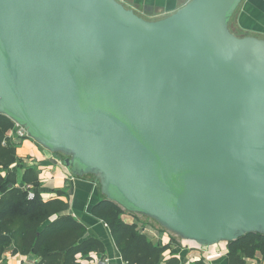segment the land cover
I'll list each match as a JSON object with an SVG mask.
<instances>
[{
	"label": "water",
	"instance_id": "obj_1",
	"mask_svg": "<svg viewBox=\"0 0 264 264\" xmlns=\"http://www.w3.org/2000/svg\"><path fill=\"white\" fill-rule=\"evenodd\" d=\"M241 1L148 20L117 0H0V115L183 240L264 236V38L230 30Z\"/></svg>",
	"mask_w": 264,
	"mask_h": 264
},
{
	"label": "crops",
	"instance_id": "obj_2",
	"mask_svg": "<svg viewBox=\"0 0 264 264\" xmlns=\"http://www.w3.org/2000/svg\"><path fill=\"white\" fill-rule=\"evenodd\" d=\"M139 16L155 20L165 17L181 8L189 0H117ZM237 15V25L247 30L249 35L264 38V0H242L233 14ZM233 16V17H234ZM232 19V18H231ZM252 33V34H251ZM10 131L7 133V136ZM15 162L10 171L17 173L20 181L26 168L33 169L38 185H27L46 201L57 198L68 204L71 216L86 229L83 239L93 238L100 245L97 250L76 255L81 264H128L123 260L108 226L93 214V208L104 200L95 179L85 175L76 177L69 173L58 154L51 153L32 139L24 137L15 147ZM121 220L135 224L139 232L147 237L153 246L162 248L160 264L177 259L179 264H229L228 243L204 247L183 240L162 228L154 220L140 214L123 211ZM13 245L0 251V264H36L39 258L32 254L13 252ZM244 264H264V252L256 250L252 257H246Z\"/></svg>",
	"mask_w": 264,
	"mask_h": 264
},
{
	"label": "trees",
	"instance_id": "obj_3",
	"mask_svg": "<svg viewBox=\"0 0 264 264\" xmlns=\"http://www.w3.org/2000/svg\"><path fill=\"white\" fill-rule=\"evenodd\" d=\"M14 127V122L0 115V251L13 245L15 253L36 255V264H81L76 255L97 250L100 243L93 238L83 239L86 229L67 212V202L57 198L44 201L34 190V197L28 198L26 186L33 189L38 178L33 169L26 168L19 181L17 173L9 170L16 160L15 147L22 139L15 142L7 136ZM123 211L106 199L93 208V214L110 229L124 261L160 264L162 248L153 246L135 224L124 223L120 218ZM256 250L264 252V236L257 233L228 242L229 264H244ZM167 264L179 261L173 258Z\"/></svg>",
	"mask_w": 264,
	"mask_h": 264
},
{
	"label": "built area",
	"instance_id": "obj_4",
	"mask_svg": "<svg viewBox=\"0 0 264 264\" xmlns=\"http://www.w3.org/2000/svg\"><path fill=\"white\" fill-rule=\"evenodd\" d=\"M9 138H12L15 142L19 141L21 138L26 137L25 129L17 124H15L14 129L10 132L8 135ZM2 145H5V141H2ZM27 195L28 198L31 199L34 197L33 191H31L29 188H27Z\"/></svg>",
	"mask_w": 264,
	"mask_h": 264
},
{
	"label": "rangeland",
	"instance_id": "obj_5",
	"mask_svg": "<svg viewBox=\"0 0 264 264\" xmlns=\"http://www.w3.org/2000/svg\"><path fill=\"white\" fill-rule=\"evenodd\" d=\"M234 16V15H233ZM229 27L230 30L237 36H242V35H249L250 32H248L247 30H241L239 29L238 25H237V15H235L234 17H232L230 23H229ZM252 34V33H251ZM257 37V36H256ZM261 38V37H260ZM90 178L94 179V177L90 176ZM98 185V184H97Z\"/></svg>",
	"mask_w": 264,
	"mask_h": 264
}]
</instances>
